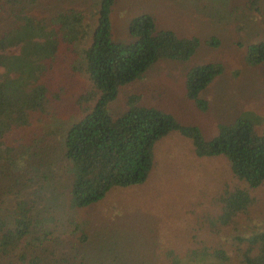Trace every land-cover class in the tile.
Here are the masks:
<instances>
[{
    "label": "rangeland",
    "instance_id": "374dc122",
    "mask_svg": "<svg viewBox=\"0 0 264 264\" xmlns=\"http://www.w3.org/2000/svg\"><path fill=\"white\" fill-rule=\"evenodd\" d=\"M99 1L39 0L30 12L46 16L55 8H80L93 29ZM142 12L153 15L157 29L195 36L198 44L188 58L159 59L120 85L107 104L111 114L125 111L127 95L137 92L138 104L161 107L180 123L196 124L206 138L238 117L264 132V64L246 58L248 45L264 38V0H115L109 14L112 38L133 41L128 23ZM2 17L0 30L14 21ZM212 36L217 44L210 42ZM90 41L88 35L75 42L42 75L51 98L48 111L34 113L31 124L16 131L23 137L18 145L27 146L30 154L25 157L28 169L6 174L0 168V214L13 227L16 204L23 200L33 220L17 252L37 254L45 264H173L174 258L184 259L190 249L205 245L220 246L229 256H212L208 264H241L238 248L245 242L236 235L264 229V182L250 189L255 201L247 211L232 223L220 222L216 196L225 187L247 183L233 175L226 155L200 154L181 131L156 141L144 181L114 185L95 202L73 205L74 170L60 141L93 104L86 98L91 81L74 67L82 62L80 49ZM208 61L220 62L223 70L200 91L207 101L200 108L184 95V78L191 66ZM10 260H17V254L0 257V264Z\"/></svg>",
    "mask_w": 264,
    "mask_h": 264
},
{
    "label": "trees",
    "instance_id": "16d2710c",
    "mask_svg": "<svg viewBox=\"0 0 264 264\" xmlns=\"http://www.w3.org/2000/svg\"><path fill=\"white\" fill-rule=\"evenodd\" d=\"M38 1L0 0V18L14 19L0 30L1 170L8 174L28 169L25 157L30 154L27 146L18 145L23 137L16 131L28 127L34 113L48 111L49 88L41 80L45 71L53 68L64 50H71V45L90 35V43L79 51L82 62L74 67L91 81L93 89L86 98L93 104L67 127L60 141L63 155L74 170L73 205L95 202L114 185L144 181L153 164L154 144L168 132L178 130L191 139L200 154L226 155L233 175L247 183L225 187L216 196L220 222L232 223L247 211L255 201L250 189L264 182V132L255 131L249 119L238 117L233 123L222 124L214 136L206 138L196 124L180 123L161 107L138 104L137 92L127 95L125 111L113 115L107 108L120 85L139 77L157 60L188 58L197 47V37L157 29L153 15L142 12L128 23L135 39L115 40L109 16L115 0L99 1L93 29L80 8H55L46 16L31 13ZM210 42L217 44L218 38L212 36ZM14 46H18V52L9 51ZM246 58L249 63L264 64V38L248 45ZM222 70L218 61L191 66L185 73L184 95L205 108L207 101L199 93ZM15 212L13 227L0 214V257L17 254L11 264H45L37 254L17 252L33 220L23 200L17 202ZM236 238L245 242V247L238 248L241 264H264V229L237 234ZM212 256L221 260L229 257L220 246L204 245L190 249L184 259L174 258L173 264H208Z\"/></svg>",
    "mask_w": 264,
    "mask_h": 264
}]
</instances>
